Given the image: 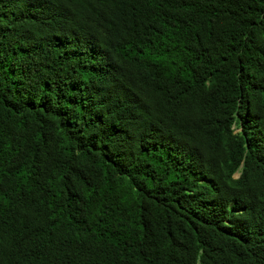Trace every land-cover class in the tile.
Instances as JSON below:
<instances>
[{
    "label": "trees",
    "instance_id": "16d2710c",
    "mask_svg": "<svg viewBox=\"0 0 264 264\" xmlns=\"http://www.w3.org/2000/svg\"><path fill=\"white\" fill-rule=\"evenodd\" d=\"M0 264H264V0H0Z\"/></svg>",
    "mask_w": 264,
    "mask_h": 264
},
{
    "label": "clouds",
    "instance_id": "9594fccd",
    "mask_svg": "<svg viewBox=\"0 0 264 264\" xmlns=\"http://www.w3.org/2000/svg\"><path fill=\"white\" fill-rule=\"evenodd\" d=\"M238 131H239V127L233 129V132H234V133H237ZM238 176H239V172L236 171V172L232 175V178H237Z\"/></svg>",
    "mask_w": 264,
    "mask_h": 264
}]
</instances>
